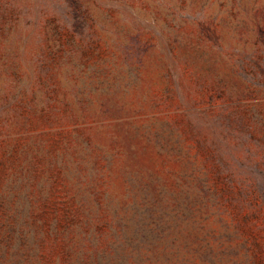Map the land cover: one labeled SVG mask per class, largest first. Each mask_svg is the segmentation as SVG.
Wrapping results in <instances>:
<instances>
[{"label": "rangeland", "instance_id": "rangeland-1", "mask_svg": "<svg viewBox=\"0 0 264 264\" xmlns=\"http://www.w3.org/2000/svg\"><path fill=\"white\" fill-rule=\"evenodd\" d=\"M80 217L114 264H264V0H0V264Z\"/></svg>", "mask_w": 264, "mask_h": 264}, {"label": "trees", "instance_id": "trees-1", "mask_svg": "<svg viewBox=\"0 0 264 264\" xmlns=\"http://www.w3.org/2000/svg\"><path fill=\"white\" fill-rule=\"evenodd\" d=\"M77 225V231L80 234L77 243L72 245H66L64 247V259L61 264H114L118 260L119 253H113L111 248L105 246L101 249H97L89 233V227L91 224V219L88 217H80L75 220ZM61 233L56 231L55 238ZM91 248V249H90ZM124 255L126 258H131L134 260H150L151 257L156 254L155 251L149 253L142 252L140 250L136 251V256H134L133 250H127L123 248ZM165 257L171 261L172 264H183L184 259L179 255V251L171 250L169 252L162 251ZM138 255V256H137ZM143 255V257H142Z\"/></svg>", "mask_w": 264, "mask_h": 264}]
</instances>
